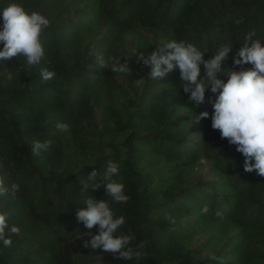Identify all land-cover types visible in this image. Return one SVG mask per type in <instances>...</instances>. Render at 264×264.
<instances>
[{"label":"trees","instance_id":"16d2710c","mask_svg":"<svg viewBox=\"0 0 264 264\" xmlns=\"http://www.w3.org/2000/svg\"><path fill=\"white\" fill-rule=\"evenodd\" d=\"M16 2L49 24L38 64L27 66L21 54L0 62V179L19 185L0 210L20 229L0 245V264H264V176L245 171L235 146L211 128L214 94L183 108L178 70L154 80L136 59L170 39L191 42L207 59L230 40L224 63L233 67L247 32L264 39V0ZM125 62L128 72L113 70ZM41 68L54 75L42 80ZM205 110L209 118L192 119ZM37 140L48 148L33 153ZM109 160L126 202L88 181ZM86 198L106 199L125 217L117 234L143 245L139 257L85 244L96 232L75 216Z\"/></svg>","mask_w":264,"mask_h":264},{"label":"clouds","instance_id":"9594fccd","mask_svg":"<svg viewBox=\"0 0 264 264\" xmlns=\"http://www.w3.org/2000/svg\"><path fill=\"white\" fill-rule=\"evenodd\" d=\"M240 21H237L239 23ZM49 20L37 11L28 12L23 5L10 0L0 7V62L21 54L27 66L36 65L44 55V48L39 34L46 28ZM230 40L220 42L212 54L205 59L202 51L183 39H170L155 46L150 52L137 53L136 59L147 66V76L157 80L166 73L178 70L180 87L187 96V105L198 106L204 101L206 91L209 96L211 115L208 111L194 112L192 119L199 121L209 118L211 128L219 131L221 138L235 146L243 157L242 167L245 171L255 170L264 176V39L256 36L254 31L245 34L243 43L232 55L233 67L225 66V59L233 51ZM109 59H112L111 57ZM104 64L103 60H100ZM250 65V67H244ZM202 66V70H201ZM114 71L126 73L127 63L113 64ZM54 73L41 68L42 80L50 79ZM136 83H140L137 79ZM55 127L68 131L70 125L57 122ZM50 141H34L32 152L38 153L48 148ZM251 161V163H250ZM118 164L107 161L102 173L93 167L88 173L92 188H101L113 202H126L123 183L114 177L118 174ZM88 184L85 185V187ZM19 190L15 182L5 183L0 179V198L13 197ZM84 207H77L75 216L86 229L96 228L95 234H89L85 241L92 248L113 253L122 259H131L141 255L139 244L134 249L130 246L133 237L126 233L117 234L118 228L125 222L123 215H114L106 199L86 198ZM18 225L9 223L8 213L0 210V245L8 247L12 237L19 234Z\"/></svg>","mask_w":264,"mask_h":264}]
</instances>
